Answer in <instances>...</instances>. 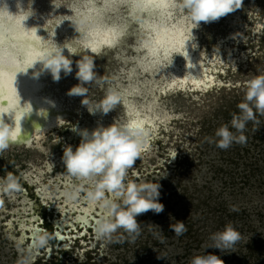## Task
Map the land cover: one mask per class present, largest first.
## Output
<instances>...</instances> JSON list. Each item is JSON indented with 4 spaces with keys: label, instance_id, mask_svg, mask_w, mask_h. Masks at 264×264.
Returning a JSON list of instances; mask_svg holds the SVG:
<instances>
[{
    "label": "rangeland",
    "instance_id": "1",
    "mask_svg": "<svg viewBox=\"0 0 264 264\" xmlns=\"http://www.w3.org/2000/svg\"><path fill=\"white\" fill-rule=\"evenodd\" d=\"M80 1L84 0H29V10L48 16L52 6L54 14L66 15ZM178 5L179 0H174V17H184L191 25L194 51L202 55L213 83L200 91H192L190 85L182 90L167 88L165 75L171 62L178 63V53L159 68L142 71L135 65L141 53L136 50L140 29L126 16L125 5L117 3L106 14L131 23L125 38L95 54L82 50L65 55L72 60L73 71L67 75L61 71L59 81L47 71L46 89L61 112L60 123L27 144H12L0 156V177L11 172L23 186L11 196L0 192V264L25 260L28 264H190L204 252L219 256L224 264H264L263 144L249 138L257 130L264 133V116H257L258 123H247L245 144L233 143L222 150L215 143L216 130L225 124L240 135L231 127L232 116L239 114L237 105L244 99L247 82L264 75V0H243L236 11L218 21L200 22L196 28ZM58 35L64 42L76 43L81 34L69 29ZM85 54L93 57L94 71L103 81L84 84L86 97L68 95L80 83L76 62ZM109 87L129 90L128 102L157 116L148 146L129 170L128 180L159 183L164 211L137 217L141 235L134 242L120 230L114 242L105 245L94 231L101 210L86 200L87 185L66 174L62 157L66 147L75 151L80 144L79 129L127 121L123 102L107 114L90 113L82 104L85 98L94 108ZM89 205L92 208L87 210ZM226 211L237 212L238 219L225 217ZM178 221L185 224L186 235L167 231ZM229 223L240 230L241 241L226 252L205 249L210 235ZM160 229L163 242L153 234ZM38 234L50 237L44 247H35ZM253 241L261 244V251L244 258Z\"/></svg>",
    "mask_w": 264,
    "mask_h": 264
},
{
    "label": "clouds",
    "instance_id": "2",
    "mask_svg": "<svg viewBox=\"0 0 264 264\" xmlns=\"http://www.w3.org/2000/svg\"><path fill=\"white\" fill-rule=\"evenodd\" d=\"M243 0H179V7L185 10L188 19L196 28L200 22L209 23L241 8ZM18 12L12 14L7 5H0V9L6 13L0 15V37L11 38L24 36L36 44L35 40L28 36L25 21L31 16H25L27 12L18 0ZM76 31L82 34L77 50L73 54L91 50L98 53L95 42L91 39L94 26L90 18L84 13H79L71 19ZM192 28V29H193ZM37 35V32H36ZM38 36V35H37ZM17 47L0 49V87L6 90L5 79L12 75V69H18L19 64H27L33 68L37 62L41 63L40 72L48 71L54 81H59L61 71L65 75L72 73V60L63 54L65 46H58L55 42L49 43L42 38V42L35 48L24 47L26 41H17ZM96 49L93 51V49ZM78 71L76 78L80 83L72 87L68 95L87 96L88 87L84 84H100L103 76H98L94 71L95 64L91 55L85 54L76 62ZM24 72V71H19ZM40 72L34 73L39 76ZM18 73V72H16ZM127 93L116 88L109 87L104 98L93 108L90 101L82 100V104L88 107L90 113L100 111L104 114L116 109ZM7 107V104H6ZM239 114H233L231 127L240 135H235L229 130V125L220 126L216 132V146L227 150L233 143L245 144L247 137L244 130L248 122L258 123L257 116H264V75H256L251 78L245 88L244 99L237 105ZM11 116L14 123H6L3 115ZM15 107L7 112L0 113V156L15 143L20 130L15 127ZM74 131L76 129H73ZM82 140L75 151L71 146L64 149L63 163L66 174L87 185L86 200L89 204H96L101 210V216L94 225L95 237L101 243L107 245L114 242L115 235L123 230L131 242L141 235V223L137 217L149 211L160 214L164 211V205L159 202V183L136 182L128 180L129 170L134 166L137 158H140L148 146L150 139L149 130L140 122H114L108 127L99 126L89 132L83 130ZM20 177L9 172L0 177V192L9 196L22 191ZM109 194V195H106ZM71 198H75L74 195ZM235 210V209H233ZM176 236L183 235L187 228L182 221L170 225ZM160 232L153 234L163 242L164 237ZM50 237L37 235L35 247H44ZM242 239L241 233L231 224H226L223 230L212 233L209 237L210 244L205 249L214 248L221 252L232 249ZM115 242H119L116 240ZM31 255V254H30ZM22 264H28L25 260ZM190 264H224L223 260L215 254L195 255Z\"/></svg>",
    "mask_w": 264,
    "mask_h": 264
},
{
    "label": "bare ground",
    "instance_id": "3",
    "mask_svg": "<svg viewBox=\"0 0 264 264\" xmlns=\"http://www.w3.org/2000/svg\"><path fill=\"white\" fill-rule=\"evenodd\" d=\"M19 2L27 10L23 14L26 17L31 15L25 21V27L28 29L27 34L30 39L39 41L38 45L43 38L49 43L55 42L58 46H65L64 55L75 51L79 47L82 34L76 39V43L64 42L58 34L66 33L69 29L76 31L71 19L79 13L87 15L94 26L91 39L95 42L98 52L102 48L117 46L125 38L128 24L134 22L135 26L140 29L137 48H135L141 52L135 59V65L142 71L150 72L153 68H159L162 62L168 61L173 53H178V63L171 62L165 75L168 80L167 88L182 90L190 85L189 88L192 91H200L206 90L213 83L209 69L203 64L202 55L194 51L195 44L192 37L194 33L191 32V25L184 17H174V0H84L75 3L66 15L54 14L55 9L51 6L48 16L31 12L29 0H19ZM17 3L18 0H0V5L6 4L12 14L18 12ZM117 3L125 5L126 16L129 17L130 22L126 18L118 20L110 18L111 16L106 14L109 11L113 12ZM153 4L157 7H153ZM133 5L138 6L133 7ZM142 8H146L147 11H142ZM11 13L0 9V15ZM113 30L117 35H112ZM121 31L124 33L122 36L118 35ZM105 36L114 40L112 46L102 42ZM38 45L30 44L28 47L35 49ZM9 46L17 47L15 36L0 37V49ZM86 51L93 54L91 50ZM28 66L19 64L18 69L24 72L6 77L7 96H0V113L15 107V127L20 130V134L13 144H27L31 137H39L60 123L61 112L57 110L56 103L46 89L47 71L40 72L42 66L40 62L27 70ZM36 72H40V75H34ZM123 92L129 93V90ZM123 103L127 114L126 122H140L145 129L150 131L156 120V114L135 108L131 102L126 100V97ZM6 104L7 107H5ZM3 119L6 123H14L8 114H4ZM97 127L79 129L78 135L82 140L80 133L83 130L91 132ZM86 208L90 210L92 206L89 205ZM87 210H84L85 213Z\"/></svg>",
    "mask_w": 264,
    "mask_h": 264
},
{
    "label": "trees",
    "instance_id": "4",
    "mask_svg": "<svg viewBox=\"0 0 264 264\" xmlns=\"http://www.w3.org/2000/svg\"><path fill=\"white\" fill-rule=\"evenodd\" d=\"M251 140H252V142L254 141L255 143H257V144H263V147H261V148H263L261 151L263 152V154H264V133L262 132V129H260V130H257L256 131V133L254 134V135H252V137H249ZM264 160V159H263ZM251 168H252V166H251ZM251 171V170H250ZM253 171V170H252ZM256 170H254V172H255ZM213 213H215V211H216V209H217V206H214L213 208ZM220 208H218V210H219ZM244 210H242V212H243ZM225 213V217H227V218H231V219H238V217H237V215H238V213L237 212H233V213H231V212H224ZM243 213H245V212H243ZM242 214V213H241ZM218 219L221 221V217L219 216L218 217ZM241 219V218H240ZM176 224V222H173V223H171V224H169L168 226H167V231H172L173 232V230H172V228L170 227V225H175ZM234 226V225H233ZM235 228H236V226H234ZM237 229V228H236ZM240 231V230H239ZM187 232V231H186ZM184 235H186V234H184ZM246 248H247V255H245V257L244 258H246V257H251L252 255H254V254H258L259 253V251H261L260 250V248H261V244L259 245V243H257V241H253V242H250L247 246H246Z\"/></svg>",
    "mask_w": 264,
    "mask_h": 264
},
{
    "label": "snow or ice",
    "instance_id": "5",
    "mask_svg": "<svg viewBox=\"0 0 264 264\" xmlns=\"http://www.w3.org/2000/svg\"><path fill=\"white\" fill-rule=\"evenodd\" d=\"M137 6L138 5H133V7H137ZM153 7H157V5L153 4ZM100 10H102V9H100ZM141 10L142 11H145V12L147 11L146 8H142ZM97 19H98V17H97ZM112 35L115 36V35H117V33L113 30ZM118 35H121V36L124 35L123 31H121L120 33H118ZM15 39L17 41H26V43L24 44V47H28L30 44H32V41L29 40V39H27L24 36L17 35L15 37ZM102 42L108 44L109 46H112L113 43H114V40L111 39V38H109L108 36H105V38H104V40ZM35 43L38 45L39 41H36ZM95 50L96 49L94 48L93 51H95ZM10 71H12V74L15 75L16 72L23 71V70L22 69H12ZM0 96H7V91H5V89L3 87H0Z\"/></svg>",
    "mask_w": 264,
    "mask_h": 264
},
{
    "label": "water",
    "instance_id": "6",
    "mask_svg": "<svg viewBox=\"0 0 264 264\" xmlns=\"http://www.w3.org/2000/svg\"><path fill=\"white\" fill-rule=\"evenodd\" d=\"M22 144H25V143H22Z\"/></svg>",
    "mask_w": 264,
    "mask_h": 264
}]
</instances>
